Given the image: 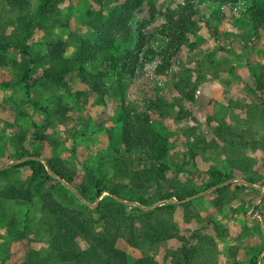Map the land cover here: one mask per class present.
Listing matches in <instances>:
<instances>
[{"label": "rangeland", "instance_id": "rangeland-1", "mask_svg": "<svg viewBox=\"0 0 264 264\" xmlns=\"http://www.w3.org/2000/svg\"><path fill=\"white\" fill-rule=\"evenodd\" d=\"M99 1L108 11L121 0ZM148 1L153 4L152 10L145 7L132 13L129 41L136 38L134 29L139 22L146 23V31H156L174 18L177 4L185 0ZM195 1L199 3L197 29L173 51L161 72L155 73L154 65L160 61L153 57L143 65L141 74L122 78L121 85L115 76H110L112 79L100 95L75 83L74 74L64 78L65 85L42 81L25 86L19 80L21 70L12 62L24 59L19 51L24 46L22 32L0 19V32L3 28L20 46L6 49V62L0 65V165L5 163L7 168L0 187L4 180L27 174L21 167H12L17 161L15 155L23 151L61 158L74 173L75 181L85 177L86 168L96 172L102 168L109 173L113 155H125L119 140L120 113L131 108L146 109L151 123L169 137L163 164L173 171L163 181L164 187L188 186L196 191L183 201L165 199L176 202L173 217L179 232L190 235L196 247L189 264H225L234 259L248 263L254 254L260 263L257 250L260 243L263 247L264 238L254 205L264 194V149L257 146V141L264 137V88L262 93L254 89L253 74L264 68V29L254 24L247 10L224 15L222 19L212 16L208 25L205 18L212 9L206 0ZM255 1L260 0H246V5ZM36 2L29 0L30 12ZM95 2L60 0L55 12L37 20L27 48L30 57H39L56 37L65 43L66 56L72 54L81 38L93 41L85 18L86 8ZM4 13L15 24L16 11L4 7ZM157 40L152 37L150 42ZM85 67L94 72L106 70L100 53L88 60ZM39 70L36 67L30 78ZM184 76L196 83L193 101L189 103L178 100L179 94L173 87V82ZM77 90L81 91L79 95ZM56 95L69 107L68 118L63 122L45 112L54 105ZM178 101L181 102L176 104ZM217 129L220 131L216 132ZM223 166H235L234 182L253 178L262 183L257 197L251 189L244 188L230 202L215 205L210 192L213 186L206 184L212 180L210 171ZM56 188L57 199L77 209L91 211L98 199L92 194L93 204L87 205L61 180ZM38 204L37 195L29 203L0 197V264L18 263L28 247L46 246L47 235L39 223ZM177 245L178 241L168 240L153 248L154 254L162 264H172L170 249ZM128 249L131 255L151 251Z\"/></svg>", "mask_w": 264, "mask_h": 264}, {"label": "trees", "instance_id": "trees-1", "mask_svg": "<svg viewBox=\"0 0 264 264\" xmlns=\"http://www.w3.org/2000/svg\"><path fill=\"white\" fill-rule=\"evenodd\" d=\"M59 1L37 0L34 11L30 12L29 0H0V19L19 28L24 43L23 48H20L1 27L0 65L6 62V49L20 48L24 59L12 62L21 70L19 80L25 86L42 81L65 85L64 78L74 74L75 83L94 95H100L107 88V81L112 79L110 76H115V81L121 85L122 78L131 79L141 74L143 65L153 57L160 61L154 65L155 73L161 72L170 62L173 51L197 29L199 3L185 0L181 5L177 4L174 18L156 31H146V23L139 22L134 29L136 38L129 41L132 31L129 22L133 11L145 7L152 10V2L121 0L110 10L104 11L101 1L96 0L94 6L86 8L85 18L86 25L94 35L93 41L81 38L72 54L66 56L63 54L65 43L56 37L39 57H30L27 48L31 44V34L37 20L55 12ZM206 4L212 9L205 18L208 25L212 16L214 19L224 18L218 16L216 0H206ZM4 7L16 11L15 24L6 17ZM245 10L250 13L254 24L264 29V0L246 5L240 12ZM228 16L230 14L226 13L225 17ZM152 37L159 41L150 42ZM98 53L101 54L102 66L106 70L94 72L86 69L85 63ZM36 67L40 68L39 73L30 78ZM253 75L254 89L262 93L264 68ZM195 84L193 79L186 76L173 82L179 94L178 100L192 102ZM80 92L77 90L76 94ZM154 103L159 106L157 102ZM68 110V105L62 103L59 95H56L54 105L45 112L63 122L68 118ZM120 121L119 140L125 155H113L109 173L102 168L97 172L86 168L85 177L75 181L74 173L57 156L46 157L39 151L32 155L24 151L15 155L17 161L12 167H21L27 174L15 180H4L0 187V197L29 203L37 195L39 223L47 235L43 249L28 247L22 260L15 264H162L156 258L153 248L168 240L178 241V245L170 249L172 264H189L193 260L196 247L190 235L179 232L173 211L175 201H183L196 191L188 186L164 187L163 181L173 171L163 164L168 155L169 137L151 123V114L146 109H126L120 113ZM226 132L234 135L230 130ZM259 145L264 149V137L257 141ZM25 154L29 156L25 157ZM234 167L223 166L209 173L212 180L206 187L213 186L210 192L214 194L213 202L217 206L230 202L244 188L251 189L255 197L258 195L257 189L262 183L253 178L234 182ZM6 172V165L2 163L0 179ZM61 178L87 205L93 204L90 201L92 194L98 196L91 211L70 207L57 199L56 184ZM229 178L230 181L219 184ZM170 197L175 201L165 200ZM158 200L162 202L157 204ZM254 210L259 216L264 238V194L255 203ZM261 246L262 243L257 250L260 263H257L254 254L248 258V263L234 259L225 264H264V244ZM128 248L151 251L131 255Z\"/></svg>", "mask_w": 264, "mask_h": 264}, {"label": "built area", "instance_id": "built-area-1", "mask_svg": "<svg viewBox=\"0 0 264 264\" xmlns=\"http://www.w3.org/2000/svg\"><path fill=\"white\" fill-rule=\"evenodd\" d=\"M246 6V0H216L218 16L238 14Z\"/></svg>", "mask_w": 264, "mask_h": 264}, {"label": "water", "instance_id": "water-1", "mask_svg": "<svg viewBox=\"0 0 264 264\" xmlns=\"http://www.w3.org/2000/svg\"><path fill=\"white\" fill-rule=\"evenodd\" d=\"M56 177H58V176L56 175ZM61 181L64 182V180H63L62 178H61ZM169 199L174 200V198H172V197L169 198ZM160 202H162V200H158L156 203L158 204V203H160Z\"/></svg>", "mask_w": 264, "mask_h": 264}]
</instances>
